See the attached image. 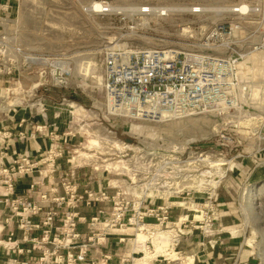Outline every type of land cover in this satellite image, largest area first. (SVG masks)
Segmentation results:
<instances>
[{"label": "rangeland", "instance_id": "rangeland-1", "mask_svg": "<svg viewBox=\"0 0 264 264\" xmlns=\"http://www.w3.org/2000/svg\"><path fill=\"white\" fill-rule=\"evenodd\" d=\"M102 1L117 7L114 14L121 15H100L92 11V4ZM146 2L154 9L199 6L204 13L191 16L188 12H170L166 18H134L129 13ZM220 7H226L223 0H25L17 12L14 10L17 21L14 29L21 52L15 75L0 85V109H4L0 120L6 123L17 116L20 125L41 131L40 135L53 132L57 139L51 145L60 154L53 165L56 159L69 164L72 170L69 178L80 180V195L98 189L111 194L125 188L133 178L130 170L136 169L149 174L147 181L135 180L136 185H150L144 191V186L136 188V194L147 195L156 205L164 201L172 207L169 224L160 229L174 231L173 237L175 234L177 237H170L163 247L164 253L156 256L152 234L157 229L143 232L146 240L137 243L135 236L142 232L122 229L118 233L100 225V221L93 227L89 220L80 221L81 243L98 233L105 239L125 236L123 246L117 249L119 255L130 257L123 264H184L190 256L193 264H264V166L255 168L258 162L253 157L252 138L242 147L227 152L225 161L235 166L234 171H227L215 188L209 184L212 174H204L215 171L205 165L189 167L173 161L208 149L210 141L215 142L218 129H238L237 133L245 137L243 130L253 128L252 120L244 121L262 103L250 104L248 100L254 88L250 73L252 61H247L245 66L241 63L238 68L243 80L251 84L249 96L239 97V112L224 119L202 115L169 120L127 119L116 112L109 113L102 85V60L108 50L182 52L192 49L198 43L199 34L220 19L213 12ZM52 63H58L70 74L66 75V88L54 87L47 92L36 85L44 73L60 72ZM70 103L76 107L69 108ZM74 109L78 111L75 113ZM41 119L52 121V129H76L75 147L65 148L61 135L48 131ZM229 122L237 127L228 128ZM240 153L241 157L233 159ZM21 160L15 167L22 165ZM116 163L117 167L111 165ZM59 166L62 169L61 163ZM57 175L64 180L67 177L61 170ZM247 191L252 192L249 195ZM94 206L82 201L80 211L91 214L92 218L98 211L108 213L111 209V203H106L109 211L99 208L94 213ZM196 215L202 217L194 218ZM183 216L187 219L179 225ZM206 219L212 222L210 230L203 225ZM98 246L90 254H99ZM5 247L10 251L15 248ZM172 253L176 254L175 258Z\"/></svg>", "mask_w": 264, "mask_h": 264}, {"label": "built area", "instance_id": "built-area-1", "mask_svg": "<svg viewBox=\"0 0 264 264\" xmlns=\"http://www.w3.org/2000/svg\"><path fill=\"white\" fill-rule=\"evenodd\" d=\"M223 1L226 9L219 14L220 19L216 23H210L207 29L199 34L198 43L192 49L182 52L161 49L108 50L102 60V85L107 106L124 118L139 120L180 118L187 115H202L216 120L238 113L241 108L239 97L249 96L251 88V84L243 80L238 68L249 55H260L264 58V0ZM23 2L25 0H0V85L3 82L7 83L18 69L17 57L21 49L14 29L17 21L13 15ZM99 3L103 7L98 11L91 8L92 11L100 15H121L114 14L116 11H112L106 1ZM187 9L188 15L191 16H200L204 13V9L199 6ZM129 13L134 18L136 16L166 18L170 14L163 7L154 9L148 2L142 7L130 9ZM52 64L57 67L56 71L60 72L44 73L36 85L47 92L54 87L66 88L67 76L70 74L67 69L59 67L58 63ZM3 113L4 109H0V114ZM250 120L253 128L243 130L245 137L237 133L238 129H218L214 135L215 142L210 141L208 149L201 150L199 154L192 153L186 159L179 158L173 161L189 167L194 165L207 167L205 158L225 160L227 152L242 147L252 138L253 157L258 162H255V168L264 166V103L244 122ZM232 127L235 128L237 125L229 122L228 128ZM35 132L41 131L35 129ZM4 136L3 138L10 137L7 133ZM19 136L23 137L22 134ZM48 136L51 141L57 139L53 132L48 133ZM55 150L56 148L51 145L46 156L51 173L54 170V159L60 156ZM241 156V153L237 154L233 159ZM191 159L193 161L188 162ZM21 163L22 165L12 167L10 171L5 170L0 175L8 172L9 176L10 174L25 176L34 172V166L27 158H23ZM130 172L133 178L129 179V184L125 188L115 190L112 195L103 189L96 192L84 191L83 196L78 195L76 187L65 179L63 183L65 197L52 200L53 207L45 213L39 225H35L32 218L42 211V204L47 202L45 195L41 197L40 203L26 198L7 199L6 206L11 211V219L24 237L35 230H41L42 237L39 241H34L33 248L39 242L45 244L51 241L53 245L51 249L42 251L37 264H86V245L80 248L77 255L71 252L79 240L77 224L80 219L75 210L82 201L87 205L111 203L108 213L98 211L95 217L90 218L92 227L98 221L108 229H131L135 232H141L143 227L159 229L167 227L172 207L164 201L156 205L147 195H137L136 188L144 186V191L150 185L146 183L137 186L134 181H147L149 174L137 172L136 169ZM190 175L188 174V179L191 178ZM10 180L11 178L7 180L6 185L11 191ZM62 206L65 209L61 212V225L54 229V218ZM203 225L209 230L213 226L210 219H206ZM53 230L55 234L50 239ZM11 236L10 233L8 241ZM104 243L105 237L102 233L88 238V244ZM9 264L29 263L14 260Z\"/></svg>", "mask_w": 264, "mask_h": 264}, {"label": "crops", "instance_id": "crops-1", "mask_svg": "<svg viewBox=\"0 0 264 264\" xmlns=\"http://www.w3.org/2000/svg\"><path fill=\"white\" fill-rule=\"evenodd\" d=\"M13 118L14 120L12 119V121H8L6 123H4L5 121H3V119L0 120V173H3L5 170L10 171V169L15 167V165L23 158H27L29 163L34 166V172L25 176H18L16 174H10L9 176L8 172L0 175V264H9L14 260L17 262L37 264V260L41 256L42 251L48 248L51 249L53 245L51 241L45 244L39 242L36 247L33 248L34 241H39L42 237L41 230H35L28 236L24 237L23 233L17 229L14 220L11 219V211L9 210V207L6 206V200L26 198L32 202L40 203V201H42L41 197L45 195L47 202L42 204V211L37 216L32 218V222L35 225H39L44 219L45 213L53 207L52 200L55 198L65 197L63 187L65 180L63 177L57 175L59 170L67 173L66 180L76 187L78 195H80V180L76 178L70 179L69 175L72 170H70L71 168L69 164L66 163L65 165L62 161L57 159L55 161L54 174H52L50 172V163H47L46 160L47 153L52 144L49 136L40 135L35 132V129H28L27 127H24L25 125H20V123H18L19 117L16 116ZM41 124L43 126L46 125L49 128L47 129L48 131H56L59 135H61V144H66V146L64 145L65 148H69L70 145L75 147L76 142L74 141L75 136L73 134H77L76 129H52L54 127L52 121L45 122L44 119H41ZM5 133H7L8 136L10 135V137L3 138L5 137ZM20 134H22L23 137H20ZM60 163L63 166L62 169H60ZM9 178H11V191L6 185ZM107 193L112 195L114 192L112 191L111 194L109 192ZM157 203L158 205L161 204V202ZM99 208L109 211L110 206L107 208L106 203H100L96 204L92 210L96 213V209ZM64 209L65 207L62 206L58 215L54 218V229L60 227L61 212ZM75 211L80 220L77 224L79 240L71 250L74 255H77L80 248L83 245H86V264H123L125 261H129V255H119L117 253V249L123 246V243L125 242V236L124 238H121L122 235H113L112 237L109 236L105 239L104 244L101 246L99 245V254H90V250L95 247V245L88 244V238L86 240H82V243L80 242V221L87 222L90 220L92 215H89V213H82L80 211V204ZM10 233L12 236L8 241ZM54 234L55 230L52 231L50 239ZM10 245L15 247L13 251L7 250L8 248L5 247Z\"/></svg>", "mask_w": 264, "mask_h": 264}, {"label": "bare ground", "instance_id": "bare-ground-1", "mask_svg": "<svg viewBox=\"0 0 264 264\" xmlns=\"http://www.w3.org/2000/svg\"><path fill=\"white\" fill-rule=\"evenodd\" d=\"M102 7H103V5L99 2H94L91 6V8L95 11H98ZM108 7H110L112 9V11H117V10H115L117 7H112L110 5ZM225 9L226 8L220 7V8L215 9L216 11H213V12L220 14V13L224 12ZM165 10L169 11V12H187L188 9L179 8V7H172V8H165ZM24 61H26V60H24ZM247 61H252V64L250 66L252 72H250V73L252 74V77L254 78V80H253V87L254 88H252V92L250 94L249 102H251L250 104H252L253 102H259V103H262V105H263V103H264V58L260 55H249L245 58L244 62H242L243 63L242 65L245 66ZM246 67L250 71V69L247 65H246ZM41 81H43V78L41 79ZM68 107L73 109L76 106L73 103H70V104H68ZM107 108H108L109 113H113V110L109 106H107ZM77 111L78 110H75L74 112L76 113ZM74 112H71V113H74ZM163 119L169 120L172 118L168 119V118L164 117ZM205 160H207L206 161L207 162L206 163L207 168L212 169V171H215L214 173H210L209 171L204 172V174H206V173L212 174V179L210 180L209 184L213 188H215L219 184L220 178L225 174V172L234 171L235 166L233 167V165L231 164L230 161H225L223 159H219V160L217 159L214 161L213 159H209V158H205ZM117 164L118 163L111 164V165H114L115 167H117ZM200 176H203V174H200ZM251 192L252 191H247V193L249 195ZM248 194H245V196H248ZM193 209L195 212H198L197 209L196 210H195V208H193ZM200 217H202V215L201 216L200 215L194 216V218H200ZM186 219H187V217H185V216L181 217L178 221V224L180 225V223ZM173 225L176 226V223ZM151 228H156V227H143V229L141 231L142 233H138L135 236V241L137 243L144 242L146 240V236H145V234H143V232L149 233L151 231L150 230ZM156 229L157 230H155L154 233L152 234L153 235L152 242L154 244V251H155L154 256L161 254V253H164L163 247L165 248V245H166L167 241L169 242L170 237H172V239L177 237L176 234L173 237L174 231H161V229L159 230V228H156ZM111 230L123 232V230H119V229H111ZM145 256H147V254H145ZM171 256H172V258H175L176 254L172 253ZM184 264H193V258L188 257L187 260L184 262Z\"/></svg>", "mask_w": 264, "mask_h": 264}]
</instances>
